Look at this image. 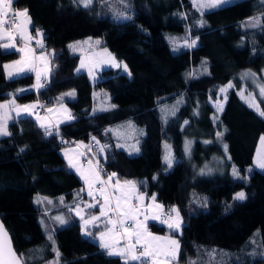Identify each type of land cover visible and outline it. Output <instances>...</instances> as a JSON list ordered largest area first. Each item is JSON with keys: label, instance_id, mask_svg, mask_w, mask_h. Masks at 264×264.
Masks as SVG:
<instances>
[{"label": "trees", "instance_id": "16d2710c", "mask_svg": "<svg viewBox=\"0 0 264 264\" xmlns=\"http://www.w3.org/2000/svg\"><path fill=\"white\" fill-rule=\"evenodd\" d=\"M109 1L116 11L130 13L131 19L111 17ZM249 2L251 17H261L264 3ZM126 3L127 7L120 0H93L86 8L76 0H16L17 8L28 10L31 30H41L44 48L51 51L52 69L47 86L37 90L32 88L31 72L6 79L4 62L19 52L0 47V101L12 92L17 102L37 99L40 107L41 101L52 103L60 92L73 90L75 94L65 98L73 118L51 123V135H45L33 116L23 115L10 120L9 135L0 137V149L14 148L11 157H0V219L15 252L22 254L23 264H51L49 261L57 256L52 249L54 242L60 254L56 264H124L120 256L108 255L93 240L105 228L104 223L89 226L84 232L72 213L65 224L49 221L53 212H67L87 198L81 191L83 182L60 148L79 146L77 140L95 137L92 146L96 159L87 154L83 162L86 159L85 164L91 161L94 165L96 160L103 168L102 179L115 172L120 180L134 181L148 198L155 195L164 213H169L171 206L178 208L182 219L179 231L159 220L146 221L150 232L177 236L178 263L193 260L205 264L204 256L224 250L232 256L212 264H264L260 255L264 248V171L248 169L264 133V116L237 92L244 83L243 72L259 74L264 67V17L257 27L246 26L249 18L199 24L191 0ZM185 25L198 43L175 54L164 33L180 32ZM88 36L99 37L100 45L123 61L131 75L119 67H107L91 81L87 72L75 71L79 56L69 52L68 44ZM228 82L232 86L225 92L221 111L215 114L211 102L220 98L219 91ZM21 88L25 90L19 91ZM95 88L107 89L115 107L92 111ZM177 98L181 103L173 115L167 112L166 104ZM165 107L167 114L162 112ZM260 109L264 111V105ZM128 119L143 129L136 154L118 147L108 130L109 125ZM222 129L229 164L238 166L244 180L233 178L228 165L218 172L202 169L211 158L222 154L216 133ZM185 136L194 139L189 158L183 150ZM164 139L170 142L175 156L168 169L162 158ZM96 141L107 145L103 152L96 149ZM238 190H244V200L233 198ZM37 193L53 198L62 195L63 200L55 204L39 197L38 203L34 200ZM96 200L102 199L97 195ZM47 223L52 226V241L44 229Z\"/></svg>", "mask_w": 264, "mask_h": 264}, {"label": "rangeland", "instance_id": "374dc122", "mask_svg": "<svg viewBox=\"0 0 264 264\" xmlns=\"http://www.w3.org/2000/svg\"><path fill=\"white\" fill-rule=\"evenodd\" d=\"M255 1L257 3H260V4L264 3V2H262V0H255ZM76 2L78 4H80L79 0H76ZM191 2H192V0H191ZM109 3H111V8L112 7L114 8V9L113 8L110 9V14L109 15L111 17H113L114 19H116V20H125V18H123V16L118 17L117 13H123L124 16H131V14L126 12V10L116 11L117 9L113 6V3L110 2V1L108 2V4ZM80 5L83 6L82 4H80ZM192 5H193V2H192ZM194 8L198 11V14H199L198 15L199 16L198 17L199 24H207V23L215 24V23H218V22H221V21H224V20H228V19L250 18L253 15L251 13V2H249V0H225L224 3H221V4H219L218 6H216L214 8H203V9H198L197 7H194ZM17 9L23 10V9H26V8H17ZM28 16H29V14H28ZM257 17H259V16H257ZM29 18H30V16H29ZM16 22L19 23L20 21L17 20ZM30 25H31V19H30V23L27 25V32H28V34H30L33 37V39L31 41L21 40L20 37L19 38L15 37L14 43H15L16 46L15 47H4V48L17 50L18 48H24L25 44L27 43L28 47L31 48L34 51V47L32 46L33 45L32 43H34L38 47L37 51H34L35 56L39 57L43 53L45 56H47L49 58L47 63H45L44 61H41V60H36L35 61L36 69L41 72V77H44L42 79L47 81L48 77L50 76L51 70L47 71V72L45 70L47 68L52 69L51 68V61H50V57H49L50 54H51V51H49V50L44 48L42 35L41 36H37V31H39L42 34L41 30L37 29V28H35L34 30H31V26ZM6 28L8 29L7 25H6ZM8 30L13 31V29H11V28L8 29ZM17 36H19V34H17ZM164 36H165L167 42L169 43L172 51L175 54L179 53V51H181V50L190 49L191 47H188L187 45L190 44L193 40L196 41V44L198 43L197 42V38L189 36L188 25H185L184 29L182 31H180V32L165 31ZM1 40H3L2 41V45L13 43V41H10L7 36H5ZM97 40L100 41L101 39L99 37H95V36H88L86 38L74 40V41L70 42V44H69V45H76V50H73L72 48H70V51L74 52L75 54H77L79 56V62H78V65L75 68V71H77V69L79 68L80 71H85L89 75V68H92L94 75L93 76L89 75V78H90L91 81L95 80L98 77V73L96 71H94V69H93L94 68L93 67V63L100 61V63L108 64L110 67H114L109 62H102V61H107V59H108L107 54L103 53V49L106 48L108 50V53H111L112 57H114V55L105 46H101L100 45V46H98V48H95V46H96L95 41H97ZM37 41H42V45L43 46L41 47L40 45H38ZM85 41H88V43H84ZM18 52H19V54H18V56L16 58L10 59V60H7V61L4 62V66L5 65L13 66L12 68L7 69V70L4 67V73H5L6 79H11V78L16 77L18 75L19 76L20 75H24L23 73H25V71H24L22 73H19L18 75H14L11 78H9L7 76V71H14L15 68L18 67L17 65H14V62L20 60L21 56H22V53L20 51H18ZM82 59L84 60L85 65H86V67H84V68H80ZM114 59H115V62L121 66V67H119L120 70L122 72H124L125 74L129 75L130 71H129L128 67H127L128 71L127 72L124 71V66L126 64L123 61L117 60L115 57H114ZM37 67H39V68H37ZM249 72L250 73H254V72H251V71H246V72L242 73V78L244 80L243 81L244 83L242 84L241 88L239 90H237V92L239 94V97L248 106H249V100L252 97H254L255 98V104L259 105V110L261 111L260 105H264V95H261L260 88L258 87V85L259 84H264V67L261 68L259 74L255 73L256 74L255 77H252L251 75L245 77L243 75L244 73H249ZM33 74H37L36 71H33ZM35 80H34V76H33L32 88L37 90V88L34 87V85L37 83V78H35ZM229 83L230 82H228L222 88H225L226 90L229 89L232 86L231 85L229 87ZM221 89L219 91L220 98L218 100L214 101V102H211L212 107L214 108L215 114H217V113H219L221 111V109L218 110L217 104L219 103L220 105L223 106V102L225 100V92L226 91L221 92ZM21 90L24 91L25 88H21L19 91H21ZM241 90H243L242 94H241ZM69 91H73V90L60 92L57 95V97L55 98V100L52 103L47 104L45 109L41 113H39L38 112V108H36V107H39V104H38L39 101L37 102V99H32V100H28V101L20 103V102L16 101L15 97L13 96V93L10 92L9 97H7L6 99L0 101V104H6L7 105L6 109H0V113L7 112L8 116L10 117L7 120V123H8L13 118H17V117L23 116L24 114L25 115L29 114V112L21 111L20 114L17 115V111L15 110L17 105H19L21 107L24 106V105H36V107L33 108L35 110V112H37V113L33 114L34 119L38 122L39 125H40L41 122H43L46 126H49L50 129H51V133H52L53 130L51 128V119L50 118L53 117L54 121L59 122L60 120H63L65 118L66 111H70L67 103L65 102V98H70L67 95ZM249 94H251V97H250ZM93 96L95 97V104L93 105V107L95 108L94 109L95 111L96 110L105 109V108H109V106L114 105L111 102V100H110V95H109L108 90L105 89V88H95L93 90ZM242 96H243V98H242ZM13 100H15V104H11L10 103ZM106 102H107V105L105 104ZM110 103H111V105H110ZM251 108L254 109L257 113H259V111L255 107H251ZM33 109H31V112H32ZM49 109H51L52 111H49ZM55 110H57V117H56V115L54 113ZM40 115H43L42 118H46L47 122H44L41 119L38 121L37 116H40ZM129 122H131V127H129ZM108 130L110 131V133L115 138V142H116L117 146L121 145L119 147L125 149L129 154H136V153L139 152V151H136V149L137 148L139 149V142H140L141 137L143 135V129L139 125H136L134 122H132L130 119H128V120L120 121V122H118L116 124H113V125H109L108 126ZM223 131L224 130L222 129L221 131H217L216 133H222L223 134ZM1 136H3V135H0V137ZM262 136H264V133H262L260 135L259 139H258V142H257V145H256V149H255V152H254V155H253L252 163L248 167L249 170L258 169V170L264 171V169L258 167L256 165V163H255V161L257 159L264 158V144L261 143V137ZM217 139H218V141L220 142V144L222 146V154L220 156H214L213 158H211L208 162H206L203 165L202 169L204 168L205 171L212 170V171L218 172V171L224 170L227 167V165H228L229 173H230V175L233 178L244 180L245 177L242 176V173L240 172L238 166L236 164H234V163H230L229 164L230 158H229V155H228V152H227V148H225V145H226L225 141L221 138V136L217 137ZM193 141H194V139L191 138V137H188V136L184 137L183 150H184V155H185L186 158L191 157V155L193 153ZM51 142H53V143L55 142V145L59 144V143H56L54 138H51ZM186 142H187V150H186ZM208 142H210V141H205L204 140L203 143H208ZM77 143L79 144V146H77V145L69 146V147L63 146V147L60 148V151L62 150L73 161H75L77 164H79L80 167L84 166L85 170L87 171L89 163L85 164L83 162V159H84L83 157L85 155H87V154H90L94 159H96V150L92 146L93 145V139H91L89 141L77 140ZM165 145H167L169 147L166 149ZM85 146H87V147H85ZM101 146L102 145L100 143L97 144L96 149L98 151H100V147ZM13 150H14V148H11V147L0 149V157H2V158L11 157L12 154H13ZM166 151H170L172 164H173L174 161H175V156L173 154L171 144H170L169 141L164 139L163 142H162V158H163V162H164V164L166 166V169H168L170 167L168 166V164L164 160V156L166 154ZM63 152H61V153L63 154ZM87 159H89V157H87ZM172 164H171V166H172ZM233 168H235V170H236V173H237L236 175L233 174ZM109 174H111V173H108L106 176H104L106 180H107V176ZM113 179L116 181L118 178L114 177ZM118 180L120 181L121 185H123L124 181H132V180H120V179H118ZM83 184L84 185L81 187V189H83V192L86 193L87 198L83 199L82 202H78L75 205L70 206L68 208L69 210H67L68 213L67 212H53L50 215V219H51L52 223L55 221L56 224L62 225L55 219V217L61 216V217L64 218V220L66 219L65 221L67 222V218L69 216V213H72L73 216H76L80 220L81 225H82L83 221L81 220L80 216L76 215V212H75V209H76L77 205H79L80 208L84 209L83 215H84L85 219H88L92 215H97V216L100 215L99 204H102L104 202L103 199L99 203H97V200H93V198L88 195V188H87V186H86L84 181H83ZM124 190H127V189H124ZM239 192H243L244 193V190L236 191L233 194V198ZM138 193L139 194H143L144 199H145V197H148L144 192H141V191L139 192L138 191ZM117 194L119 195L120 193H116V195ZM39 197L47 198L50 201L54 202L55 204H58L57 202L59 201V199L62 198V195H58L57 196L58 198L57 197L53 198V197H50V196H46V195H42V194H38L37 193L34 196V200H38ZM149 197H150L149 198V205H146V207H148V206H150V205H152L154 203L153 200H152L153 196H149ZM144 199H143V202H142L143 205H145ZM133 200H134L135 203H138V204L141 203L140 201H135V197H133ZM86 203H88V204H96L95 207H97V208L93 207V208H91L89 210V208H85L84 207V205ZM155 203H158V204L162 205L156 199H155ZM48 207H50V206L48 205ZM172 207L173 206L169 207L168 209L170 210ZM70 209H71V211H70ZM165 211L166 210L163 207L162 214ZM47 212H48V210H47ZM110 215H111V213H110ZM149 215H151V211L149 212ZM171 215L175 216L174 213H172ZM141 217L144 219L143 215H141ZM101 219L103 220L104 218L102 217ZM180 219H181V214H180ZM156 220H159V219H156ZM44 222H45V220H44ZM181 222H182V219H181ZM89 226H93V225H88L86 227H89ZM164 226L168 227L167 224H165V223H164ZM44 229H45V232L48 234V237H49L50 233H51V230H52V226L47 223L46 225H44ZM171 230H173L174 232L177 231L175 229H171ZM102 231H105V228H103L102 230L98 231L95 234V236L93 237V240H95L99 245H100L99 233L102 232ZM151 233L153 235H155V236H160V237H164V238H167V237L171 236L173 239H177V236L172 235L170 233H168V234H158V233H153V232H151ZM51 241H52V239H51ZM52 244H53L52 245L53 246L52 249L53 250L54 249L57 250L55 244L54 243H52ZM124 244L125 243L123 241H120V246H124ZM255 246L257 247V244ZM256 247L251 249V250H256ZM260 255L264 258V248L261 250ZM227 256H232V254L231 253L228 254L224 250H218V251L214 250L213 253L210 252L208 257L204 256L205 264H212L217 259H219V258L221 259V258L227 257ZM57 262H58L57 256H56V259H51L49 261V263H51V264H56ZM172 264H182V263H178L177 259H176L175 261L172 262ZM187 264H189V263H187Z\"/></svg>", "mask_w": 264, "mask_h": 264}, {"label": "snow or ice", "instance_id": "6c2138e0", "mask_svg": "<svg viewBox=\"0 0 264 264\" xmlns=\"http://www.w3.org/2000/svg\"><path fill=\"white\" fill-rule=\"evenodd\" d=\"M80 4L84 7H89L93 3V0H79ZM106 0H101V3H105ZM121 3L125 4L127 7L126 0H120ZM193 6L198 9L203 8H214L221 3H224L225 0H192ZM264 2V0H262ZM14 0H0V39H3L5 36L8 37L10 41L13 43L0 45V47H15V37L19 34L21 40L31 41L33 37L27 32V25L30 23V18L28 16V10L23 9H14L13 8ZM117 16H123L125 19H131L130 16H124L123 13H117ZM9 17L12 18V26L15 31H10L6 28ZM264 17V14H261V17H250L246 22V26L257 27L261 23V18ZM20 22L17 23L16 21ZM42 34L37 31V36H41ZM38 45L41 47L42 41H37ZM79 43V42H78ZM84 43H88L85 41ZM101 41H95V44L99 45ZM196 45V41L193 40L188 47H194ZM69 48L76 50V45H69ZM18 51L22 53L21 59L14 62V65L18 67L15 68L14 71H7V76L9 78L14 75H18L26 70L36 71L37 73V83L34 85L37 89L43 87V83L41 81V72L38 71L35 67V61L41 60L47 63L48 57L43 53L37 57L35 56L34 51L28 47V44H25L24 48H18ZM103 53L107 54V61L114 67H119L120 65L115 62L114 57H112L111 53H108V50L103 49ZM54 55V53L52 54ZM96 65H93L95 67ZM5 69H10L13 66L5 65ZM86 67L84 60H81L80 68ZM50 68H47L45 71H50ZM77 71H80L78 68ZM124 71H128L127 66H124ZM89 75L93 76L92 68H89ZM131 75V73H129ZM245 77L251 75L255 77V73H244ZM231 86V82L229 83V87ZM261 95H264V84H259ZM23 91V90H21ZM226 91L225 88L221 89V92ZM243 90H241L242 94ZM67 95H74V92L68 93ZM251 97V94H249ZM243 98V96H242ZM59 99V98H58ZM11 104H15V100L10 102ZM249 106L255 107L261 116H264V111L259 110V105L255 104V98L252 97L249 100ZM36 105H24V106H16L17 115L20 114L21 111L29 112L31 114V109L35 108ZM111 107H115V105H111ZM218 110L222 109V105L217 104ZM6 104H0V109H6ZM49 111H52L49 109ZM162 112H166V107L162 109ZM171 114L174 115V106ZM10 117L7 112L0 113V135H9L7 131V120ZM68 119H72L69 114ZM38 121L40 117L37 116ZM187 123V122H186ZM40 127L44 130L45 135H51V129L49 126H46L43 122L40 123ZM129 127H131V122H129ZM58 134V133H57ZM222 133H217V137H220ZM96 138L93 137V140ZM99 144V141H96ZM261 143L264 144V136L261 137ZM121 145H118V147ZM87 147V146H85ZM107 145H103L100 147V151L103 152ZM166 149L169 147L165 145ZM225 148L227 146L225 145ZM186 150H187V142H186ZM136 151H139L137 148ZM82 155V154H81ZM67 157V154H66ZM165 162L171 167L172 159L170 151H166L164 156ZM69 166L76 168L77 172L80 174L81 179L84 180L87 188L88 195L96 200V195L98 194L102 199L103 203L99 204L100 215H92L88 219H85L83 212L84 209L80 208L79 205L76 206L75 212L77 216H80L83 221L82 231H87L88 225L98 226V223L105 224V231L99 233V241L100 248L105 249L108 255H118L124 260V264H130V262H139V264H172L179 255L180 243L177 239H173L171 236L164 238L160 236H155L151 232L148 231L146 221L149 219H159L161 223H166L169 229L179 230L181 227V219L179 210L173 206L167 217L165 218L162 214L163 206L155 203V195H153L152 200L153 204L145 207L143 205V194H138V189L136 183L134 181H124L123 185H121L120 181L117 179L116 183L113 185L111 181L114 177L117 176L115 172L109 174L107 176V180L101 178V172L103 169L99 167L98 163L96 166H93L91 161L89 162V166L87 171H82L81 167H78L74 161L69 158L68 160ZM256 165L262 169H264V158L257 159L255 161ZM233 174L236 175V170L233 168ZM99 185V187H97ZM127 189V190H124ZM83 191V189H81ZM119 192V195L116 193ZM95 193V194H94ZM135 197V201H140L141 203H135L133 200ZM46 199V198H45ZM234 199L236 200H244L245 194L243 192H239L235 195ZM63 200V198H61ZM39 203V200L37 201ZM50 202V201H49ZM99 203V201H97ZM96 204H88L84 205L85 208H93ZM71 211V209H70ZM151 211V215L149 212ZM111 213V215H110ZM174 213L175 216L171 214ZM143 215L144 219L140 220L139 217ZM104 218L103 220L101 218ZM55 219L60 223L64 224L66 221L63 217L57 216ZM131 222V223H130ZM110 226V227H109ZM49 239H52L49 236ZM120 241H124V246H120ZM54 243V242H53ZM56 251L57 257H59V251ZM0 264H22V254L18 256L11 247L10 240L7 239V232L4 230L3 225L0 224ZM189 264H197L196 261L190 260Z\"/></svg>", "mask_w": 264, "mask_h": 264}, {"label": "crops", "instance_id": "0c3cea01", "mask_svg": "<svg viewBox=\"0 0 264 264\" xmlns=\"http://www.w3.org/2000/svg\"><path fill=\"white\" fill-rule=\"evenodd\" d=\"M16 37L17 38H19L20 36H17L16 35ZM33 45H34V43H32ZM70 44V43H69ZM69 44H68V50H69V52H71L70 51V48H69ZM98 46H100V44L99 45H97L96 44V46H95V48H98ZM72 54H75L74 52H71ZM93 65H96L93 69H94V71H96L97 73L101 70V69H104V68H107V67H110L108 64H104V63H100V61L99 62H95V63H93ZM39 66V65H38ZM119 67H121V66H119ZM37 68H39V67H37ZM29 72H31L32 73V75L34 76V80H35V78H37V74H33V71H31V70H26L25 71V73H29ZM25 73H23V74H25ZM42 78H44V77H41V79ZM36 81V80H35ZM94 81V80H93ZM72 92H74V91H69L68 93H72ZM75 94V93H74ZM68 97H70V98H74V95H68ZM37 102H38V100H37ZM180 103H181V99L180 98H177L176 100H174L173 102H171V103H167L166 105V107H167V112H169V111H172L173 110V106H174V110H176L178 107H179V105H180ZM38 104H39V102H38ZM95 104V97L93 96V105ZM106 105H107V102L105 103ZM93 105H92V111H95L94 109V107H93ZM110 105H111V103H110ZM37 108V107H36ZM109 108H111V106H109ZM105 109H107V108H105ZM101 110H104V109H101ZM96 111H99V110H96ZM36 112H35V110L33 109L32 110V112H31V114L29 113V114H26L27 116L28 115H31V116H33V114H35ZM54 113H55V115H56V117H57V110H55L54 111ZM71 115V117H73V115H72V113L70 112V111H66V113H65V118L63 119V120H60L59 122H56V121H54V119H53V117H51L50 119H51V123H55V124H61V123H64V122H66V121H69V120H71V119H68L67 117H68V115ZM25 115V114H24ZM38 115V114H37ZM42 116L43 115H40L39 117H40V119L41 120H43L44 122H47V119L46 118H42ZM61 152H63L62 150H61ZM63 157L65 158V160H66V162L68 163V165H69V162H68V160H69V156L67 155V157H66V154L63 152ZM74 163H76L75 161H74ZM77 164V163H76ZM77 166L78 167H80L79 166V164H77ZM72 168V170L77 174V176L80 178V180L83 182L84 180L83 179H81V176H80V174L77 172V170H76V168H74V167H71ZM81 170L82 171H85L86 172V170H85V168H84V166L83 167H81ZM111 183L114 185L115 183H116V181L113 179L112 181H111ZM117 193H119V192H117ZM139 194V193H138ZM96 196L98 195V194H95ZM118 195V194H117ZM102 199V198H101ZM42 200H48V199H45V198H42ZM61 200L59 199V201L57 202L58 204L59 203H61L60 202ZM144 202H145V207H146V205H149V198L148 197H145V199H144ZM60 212H62V211H60ZM49 217H50V215H49ZM141 217V216H140ZM66 220V219H65ZM49 221H51V219H49Z\"/></svg>", "mask_w": 264, "mask_h": 264}, {"label": "built area", "instance_id": "2783aa9c", "mask_svg": "<svg viewBox=\"0 0 264 264\" xmlns=\"http://www.w3.org/2000/svg\"><path fill=\"white\" fill-rule=\"evenodd\" d=\"M13 8H14V9H17L16 0H14ZM7 27H8V29L11 28V29H13V31H15L14 28H13V26H12V18H11V17H9V19H8ZM33 47H34V51H37L38 47H37L36 45L33 46ZM41 81H42V83H43V85H44L42 88H45V87L47 86L46 80H41ZM45 105H46L45 102L41 101V103H40V107L38 108V112H39V113L43 111V107H44ZM84 162H87L86 159L84 160ZM93 162H94V166H96V165H97L96 160H93ZM99 167L102 168V166H100V165H99ZM102 169H103V168H102ZM101 173H102V172H101ZM167 215H168L167 212L163 214L164 217H167Z\"/></svg>", "mask_w": 264, "mask_h": 264}, {"label": "water", "instance_id": "95a60500", "mask_svg": "<svg viewBox=\"0 0 264 264\" xmlns=\"http://www.w3.org/2000/svg\"><path fill=\"white\" fill-rule=\"evenodd\" d=\"M0 224L3 225L4 230L7 232V239L10 240V242H11V247H12V249L14 250L13 245H12V241H11V238H10V236H9V233H8V231L6 230V228H5L4 224H3V222L1 221V219H0ZM14 252H15V250H14ZM15 253H16V252H15ZM16 254H17V253H16ZM17 255H18V254H17ZM22 264H23V263H22Z\"/></svg>", "mask_w": 264, "mask_h": 264}]
</instances>
